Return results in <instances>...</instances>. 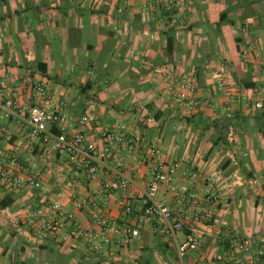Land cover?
I'll list each match as a JSON object with an SVG mask.
<instances>
[{
    "label": "crops",
    "instance_id": "1",
    "mask_svg": "<svg viewBox=\"0 0 264 264\" xmlns=\"http://www.w3.org/2000/svg\"><path fill=\"white\" fill-rule=\"evenodd\" d=\"M244 49H250L247 61ZM263 58L264 0H0V78L11 77L3 96L26 77L43 80L54 105L76 118L89 115L80 130L97 142L100 129L127 124L162 162H179L213 181L218 200L212 220L184 218L185 232L201 238L188 264H248L250 256L231 250V241L264 243V107L253 106L264 103ZM225 66L235 84L231 98L215 91L213 73ZM170 70L177 79L194 77L195 109L178 107L167 96ZM26 93L19 90L22 104ZM12 149L22 172L40 171L52 191L48 198L57 200L54 194L64 190L62 206L79 226L99 232L87 210L73 208L66 158L31 143L19 122L7 120L0 123V150ZM144 179L138 175L137 185ZM88 194L99 201L105 196L98 183L85 181L77 197ZM110 194L121 198L117 182ZM159 198L181 212L167 188ZM3 200L0 264H163L175 256L170 239L153 225L141 226L128 245L110 234L99 251L53 234L40 238L25 215L42 206L41 193L0 182ZM107 215L133 226L131 216L110 201Z\"/></svg>",
    "mask_w": 264,
    "mask_h": 264
},
{
    "label": "built area",
    "instance_id": "2",
    "mask_svg": "<svg viewBox=\"0 0 264 264\" xmlns=\"http://www.w3.org/2000/svg\"><path fill=\"white\" fill-rule=\"evenodd\" d=\"M123 1L129 4L131 0ZM242 55L247 61L250 49H244ZM227 69L225 66L221 72H214L213 77L215 91L231 98L235 84ZM10 78H0V123L7 120L19 122L31 143L67 159L71 169L66 185L73 198V208L87 210L99 232L79 226L74 212L62 206L61 199L67 196L64 190L54 194L57 200L48 198L52 191L43 184L40 171L34 174L22 172L18 168L15 149L10 153L0 150V182L15 190L27 188L41 193L42 206L29 209L25 215L29 229L40 238L53 234L99 251L110 243V234L120 237L122 243L128 245L139 238L141 226L153 225L154 232L169 238L175 248V256L163 264H188V256L200 248L201 238L193 232H185L184 218L190 216L195 223L202 224L212 220L218 200L213 181L201 179L195 169H182L179 162H162L158 150L147 148L127 124L115 123L110 128L100 129L97 142L92 134L80 130L88 124L89 115L76 118L66 111L64 105H54L43 80L26 77L10 89L8 96H3V91L9 88ZM165 81V92L176 106L192 110L199 105L194 77L184 75L177 79L175 72L170 70ZM20 89L27 90L25 104L19 99ZM253 106L261 109L264 103L255 101ZM109 158L114 167L109 164ZM138 175L145 176L139 185L136 182ZM85 181L102 187L105 192L102 201L91 194L77 197ZM113 182H117L121 198L110 194ZM253 183L258 184V181ZM162 187L167 188L177 200L180 213L159 198ZM109 201L131 216L132 227H127L129 224L125 221L108 218ZM71 225L73 228L66 234ZM229 247L250 256L248 264H264V243L242 238L232 240Z\"/></svg>",
    "mask_w": 264,
    "mask_h": 264
},
{
    "label": "trees",
    "instance_id": "3",
    "mask_svg": "<svg viewBox=\"0 0 264 264\" xmlns=\"http://www.w3.org/2000/svg\"><path fill=\"white\" fill-rule=\"evenodd\" d=\"M6 206H8V203L5 202V200H3V201L0 202V208H4Z\"/></svg>",
    "mask_w": 264,
    "mask_h": 264
}]
</instances>
